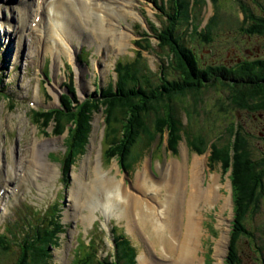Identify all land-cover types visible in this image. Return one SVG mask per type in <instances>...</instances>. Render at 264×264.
<instances>
[{"label": "rangeland", "instance_id": "1", "mask_svg": "<svg viewBox=\"0 0 264 264\" xmlns=\"http://www.w3.org/2000/svg\"><path fill=\"white\" fill-rule=\"evenodd\" d=\"M38 1L0 0V69L3 67V73L0 74V90L6 87L5 90L0 91V150L3 162L0 182L6 178L10 180V186L0 185V264H15L20 258L21 251H24L23 243L26 236L32 237L40 229L45 231L46 228L53 227L52 223L58 216L62 229H57L58 233L51 239L54 245L48 259L50 264H75L76 259L82 260L85 257L91 258L90 264H98L104 258H109V254L116 250L110 230L112 227L116 236L122 234L135 247L131 257L134 264H142L138 258L145 257L146 254L152 257L155 264H174L176 257L173 253H168L164 244L159 242L157 235L147 231L139 220L136 230L129 231L125 216L120 217L102 211L103 206L100 203L104 202L107 193L111 196L109 204L115 206L112 208L114 211L120 212L117 207L120 205L118 203H121V199L114 196L112 190H108L106 186L103 188V182L105 176L111 175L121 180L122 195V191L126 193L135 189L136 175L145 167L154 185L160 186L164 174L174 166L179 172L182 171L181 174L184 175L182 177L189 176L186 179L188 186L182 194L187 200L191 190V169L197 157L205 161L203 183L208 184L213 175L219 183L220 195L213 205L203 202L198 204L197 213L201 216L200 241L196 249L198 264H224L230 240H227L228 247L223 255L216 253L215 246L223 233L227 232L229 238L231 229L233 214L230 215L228 204L225 203L228 197L231 200L230 186H228L230 169L225 177L221 174L219 162L207 166L208 153L196 156L195 150L185 141L187 136L183 137V131L196 137L200 136L203 140H213L219 132L226 133L224 130L229 126L230 121L237 123L238 129H241L247 137L252 158L258 159L264 156V114L257 119L250 112L239 109L232 102L228 89H223L219 85L203 87L198 92L188 90L183 94L176 93L170 98L164 97L158 102L167 104L173 102L176 118L183 124L182 130L179 131L180 141L175 154L165 148V135L160 148H156V135L152 140L142 137L129 154L126 170L120 172L116 168L114 159L106 161L107 159L102 157L105 150L101 145L102 108H98V111L94 109L93 112L87 113L88 117L84 116V119L81 118L79 121V125L86 124L81 146L72 152L74 159L69 178L68 181L64 179L62 183L59 171L61 160L49 164L44 161V156L48 153L64 156L62 155L64 135L44 137L42 130L53 128L56 120L52 117L48 123H45L44 120L41 122L33 119L35 116L29 111L30 105L36 104L33 108L58 106L59 102L64 103L63 97L69 98L70 103L84 101L94 90L107 87L109 83L114 82L117 60L131 62L138 51L141 52L151 72V82L156 81L149 84L150 87L148 85L146 92L150 94L149 89L157 85L160 75L159 63L164 59L162 52L156 46L157 40L150 25L160 28L166 14L156 9L151 0H99L100 3L108 4L111 8L113 27L109 28H114L113 34L116 38L114 40V36L103 35L104 22L97 16L95 10H89L88 20L79 12L76 11L75 14L74 10L62 6L59 12L63 17L58 25L59 33L56 36H59V43H57L56 40L45 35L53 11L47 9L48 7L45 9L41 0L40 4L43 8L38 12ZM237 2H242L256 14L263 11L264 0H255V2L218 0V23L214 28L211 24L209 30L205 31L206 39L209 36V40L203 42L199 37L186 39L188 46L197 57H200V65L211 59L216 61L226 58L227 52L235 44L241 48L248 45L245 38L240 36L244 33L241 25H245V19L241 21L243 13ZM75 7L78 9L77 4ZM202 8L200 5L191 10L192 16L200 15L202 10L201 26L214 11L208 1ZM37 13L41 14V18L37 20L39 26L35 24ZM140 13H143L142 17ZM143 15L148 20L147 27ZM141 19L144 24L139 23ZM137 24L141 25V29H138ZM179 28L181 32L185 26ZM143 32L150 35L151 47L148 49H142L135 43L140 42ZM123 34L127 37L124 38ZM81 53L85 63H82L78 57ZM65 62L74 72V85L73 83L72 85L75 88L72 87V90L76 91L75 94H72L70 88L66 89L62 85L68 68V66L64 67ZM43 68L46 75L43 73ZM168 77L175 78L174 72ZM67 92L70 95L66 94ZM3 94L8 97H4ZM164 107L165 104L163 106L160 104L161 109ZM151 118L154 119V114H151ZM73 125L72 123L69 126ZM50 138L47 147L42 148L40 145L43 144L39 140ZM224 142L220 139L216 144L220 146ZM37 146L38 150H41L40 157L43 159L41 164H49L52 170H47L37 163L36 157L39 154V151L35 150ZM64 164L65 158L62 169H66L68 165L66 163L64 166ZM94 169L102 172L100 182L92 180ZM21 170L29 173L24 179V181L28 180L24 185H18ZM74 174H80L77 175L79 190L74 183ZM256 190L258 192L255 202L250 204L254 211L247 212L242 219L251 233L243 235L241 230L240 238L237 240L240 264H264V177L263 186L257 187ZM161 192V198H164L166 190L162 188ZM179 210L182 212L184 206H180ZM43 214H47L46 218H43ZM42 222L44 224L41 227ZM247 237L252 238L253 241ZM119 260L123 264L129 262L124 258ZM103 262L109 261L103 260ZM27 263L31 262L27 260Z\"/></svg>", "mask_w": 264, "mask_h": 264}, {"label": "trees", "instance_id": "2", "mask_svg": "<svg viewBox=\"0 0 264 264\" xmlns=\"http://www.w3.org/2000/svg\"><path fill=\"white\" fill-rule=\"evenodd\" d=\"M252 1L255 2V0ZM193 4L195 5L194 0H169L166 5L158 7L160 10L164 8L167 11L164 15L165 19L160 28L150 25V29L157 40L156 46L162 52L160 53L163 54L165 60H162L159 67L158 74L160 75L156 87L149 89L151 90L150 94L146 92L148 85L156 81L151 82V72L145 64L141 52L138 51L131 62L117 61L116 80L109 83L104 89L101 88V92L94 91L86 100L76 106L69 102V98L63 97L64 103L61 110L36 111L34 113L35 118L33 119L41 122L44 120L45 123H48L53 117L56 120L54 127L56 133L68 130V150L66 149L61 162L62 165L66 155L64 166L66 163L68 165L66 169L62 170L64 178L67 177L69 164L74 159L72 152L81 146L82 133L86 124L79 125L80 119L83 120L84 116L88 117L87 113L93 112L94 109L98 111L97 109L100 107L105 113L107 127L105 143L110 145L106 157L109 159L115 156L119 160L122 170H126L129 154L142 137L152 140L156 134L167 131V147L171 152L176 151L177 143L180 140L179 131L182 130L183 124L176 118L173 102L171 104L158 102L164 97L170 98L176 93L183 94L188 90L198 92L203 87L219 85L223 89H228L232 102L239 109L250 112L254 118L257 114L264 113V56H246L247 58L242 59L239 63L228 66L225 64L200 65L198 57L188 46L186 39L199 36L203 42H206L209 40V38L206 39V32H197V22L192 26L190 32L187 29L180 32L179 28L183 25L187 28L191 24L189 19ZM240 10L243 13L242 21L245 19L247 23L246 27H241L243 32L261 36L264 39V7H262V12L256 14L251 8L241 3ZM212 20L211 24L217 25L218 19ZM211 24L206 26V30H209ZM135 43L142 49L150 48V35L143 32L140 42L136 41ZM253 52L256 51L252 50ZM171 72H174L175 78L168 77ZM131 84L133 85L130 87ZM71 86L73 87L72 82L70 85L72 90ZM160 104L162 106L165 104V107L161 109ZM151 114H154V119L151 118ZM70 120L74 125L66 127V123ZM152 122L153 124H151ZM232 125L233 123L224 135H217L213 141L203 140L200 136L196 137L185 130L183 136H187L185 141L196 152L201 153L210 147L209 166H211L210 163L219 162L223 173L230 169L228 177L233 188L234 218L225 264H240L237 240L242 232L243 235L251 233L242 219L247 215V212L254 211L250 204L255 202L257 187L263 186L264 156L258 157V159L252 158L246 135L241 129H238V124ZM220 139L225 142L218 146L216 141ZM159 147V143H157L156 148ZM46 216L47 214H43V218ZM59 218L60 216L55 218L52 223L53 227L46 228L45 231L40 229L32 237L26 236L25 244L23 243L24 251H21L20 258L15 264H28L27 260L31 262L30 264H50L48 259L54 245L51 243V239L58 233L57 229H62ZM43 224L42 222L40 226L42 227ZM240 231L241 233H239ZM114 236L116 250L109 254V258L103 259L110 263L101 260L98 264H123L119 260L120 258L129 260L128 264H134L131 257L135 247L122 234L117 236L114 234ZM247 238L253 241L252 238ZM121 253L122 255H120ZM90 260V257H85L82 260L81 258L76 259L75 264H90Z\"/></svg>", "mask_w": 264, "mask_h": 264}, {"label": "bare ground", "instance_id": "3", "mask_svg": "<svg viewBox=\"0 0 264 264\" xmlns=\"http://www.w3.org/2000/svg\"><path fill=\"white\" fill-rule=\"evenodd\" d=\"M40 1L41 0L37 2V5H39V7H37L39 8L38 12H40L43 7H48L47 9L53 11L51 20L49 19V23H47L49 27H47L45 35H47V37L49 38H53L54 40H56L57 43H59V36H56V34L59 33L58 25L63 17V15L59 12L62 6L74 10L75 14L79 12L81 15L87 17L88 20L90 17L89 10H95L97 16L104 22L102 28L104 32L103 35H110L111 37L114 36V28H109L113 27V15L111 12V8L110 6H108V4L100 3L99 0H43L42 7ZM76 4L78 6V9L75 7ZM87 13L89 14L87 15ZM40 18L41 14L37 13L35 17V24L37 23L38 26L39 22H37V20H39ZM44 22H46V20ZM40 24L42 25L43 22ZM123 37L126 38L127 35L123 34ZM56 38H58V40ZM114 40H116L115 36ZM83 49L84 48H82V50ZM78 57H80L82 63L86 62L82 58V53ZM66 66H68L67 73H65V82L62 85L66 87V89H69L71 82L74 85V72L72 67L65 62L64 67ZM45 67L46 63L44 65V68ZM44 68L43 73L44 75H46ZM0 72V74L3 73V67L0 69ZM45 77L47 78V76ZM115 77L117 78V73ZM73 87L75 88V86ZM102 88L104 89L105 87ZM3 90H5V88H3ZM94 91L101 92L102 89L98 88ZM71 92L72 94L76 93V91L73 90H71ZM66 94L70 95L68 92ZM89 96L90 95H87V97ZM204 162V160L198 157L195 158L193 161L190 178L191 190L187 200L184 199V196L182 197V194L185 193L186 187L188 186V182H186L187 177H189L188 175L182 177L184 176L181 174L182 171L179 172V169L176 170V167L173 166L171 167L172 171L170 169L169 172L164 174L163 183L160 186H155L152 180L149 178L146 172L147 169L145 167L144 169L140 170L136 175L134 181L135 189L132 192L126 193L122 191V195L120 194L121 180L116 179L115 176L112 175L108 177L105 176L106 179L103 182V188L107 187L108 190H112L114 196H117L121 199V203H118V205H120L117 207L120 212H116L114 211V209H112L113 207L115 208V206L109 204L111 196L107 192L106 199H104V202L100 203L102 204L103 208H100H102V211H104V213H111L120 217L125 216L127 219L126 225L129 228V231L136 230V224L139 223V220L142 223L141 225H143V227L147 231L155 233L157 235L156 237L158 238L159 242L161 244H164V248H166L168 253H173V255L176 257L174 264H198L199 257L196 253V249L200 241L199 237L201 230V216L197 213L198 204L200 202H203L206 204L213 205L215 200L220 198V195L218 194L219 183L218 181H216V179H214L213 175L211 176V180L208 184L203 183V168L205 166ZM41 165L47 170H52L49 164L45 165L43 163ZM94 171L95 173L92 180H98L100 182V174L102 172L96 169H94ZM77 175L80 176V174ZM77 175L74 174V183L78 188V185L80 184H77L79 179ZM162 188L166 190L164 198H161ZM113 199L114 201H116L115 197ZM183 201L185 202L183 203ZM225 203L226 205L230 204V197L226 199ZM182 205L184 206V210H182V212H179V207ZM110 230L112 233V240L115 245L113 227ZM227 240V232H225L222 234L221 238L216 241V253H220L221 255H223L226 252ZM146 255L147 256L145 257L140 256L138 260L142 264H155L153 263L152 257L149 254Z\"/></svg>", "mask_w": 264, "mask_h": 264}, {"label": "flooded vegetation", "instance_id": "4", "mask_svg": "<svg viewBox=\"0 0 264 264\" xmlns=\"http://www.w3.org/2000/svg\"><path fill=\"white\" fill-rule=\"evenodd\" d=\"M240 36L242 38H245L246 43H248V45L246 47L241 48L240 46L235 44L234 46H232L230 48V51L227 52L226 58H224L222 60H216V61L215 60L212 61V59H211L208 62H205V64H203V63L202 64L204 66L209 65V64H214V65L225 64L228 66V65H234L235 63L237 64L242 59H245V58L250 57V56H253V57L264 56V39L261 36H257L254 34L251 35V34H247V33H243V35H240ZM252 50H255L256 52L252 53ZM263 114L262 113L257 114V116L255 118L259 119L262 117Z\"/></svg>", "mask_w": 264, "mask_h": 264}]
</instances>
